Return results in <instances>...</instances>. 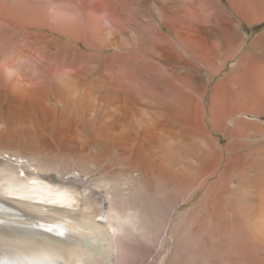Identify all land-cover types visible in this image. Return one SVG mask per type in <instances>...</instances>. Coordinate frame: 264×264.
Listing matches in <instances>:
<instances>
[{
	"label": "bare ground",
	"instance_id": "1",
	"mask_svg": "<svg viewBox=\"0 0 264 264\" xmlns=\"http://www.w3.org/2000/svg\"><path fill=\"white\" fill-rule=\"evenodd\" d=\"M230 1L0 0V261L112 264L161 197L264 264V0Z\"/></svg>",
	"mask_w": 264,
	"mask_h": 264
},
{
	"label": "rangeland",
	"instance_id": "2",
	"mask_svg": "<svg viewBox=\"0 0 264 264\" xmlns=\"http://www.w3.org/2000/svg\"><path fill=\"white\" fill-rule=\"evenodd\" d=\"M212 1L232 11L230 0ZM191 2L198 9H209L205 0H191ZM147 3L153 11L165 5V7L182 6L181 0H147ZM240 22L243 25L248 44H251L253 39L264 31V24L251 28L245 22ZM162 29L167 30L166 27H162ZM231 64L230 66H232ZM150 201L152 203L150 219L139 221L144 231L132 233L129 230L117 235L118 254L112 264H209L199 255L200 250L205 249L203 239L195 236L192 228H187L186 232L182 234L183 226L179 225L180 221L176 218L171 223L169 231L166 232L164 227L168 220L158 212L162 201L161 197H153ZM183 214H186L184 210L182 218Z\"/></svg>",
	"mask_w": 264,
	"mask_h": 264
},
{
	"label": "snow or ice",
	"instance_id": "3",
	"mask_svg": "<svg viewBox=\"0 0 264 264\" xmlns=\"http://www.w3.org/2000/svg\"><path fill=\"white\" fill-rule=\"evenodd\" d=\"M49 231H50V229H49ZM60 235L63 236L64 233L61 232ZM0 264H15V262H13V261H0Z\"/></svg>",
	"mask_w": 264,
	"mask_h": 264
}]
</instances>
